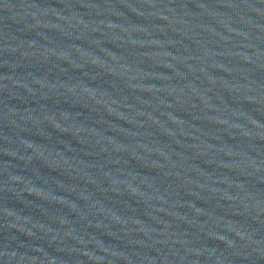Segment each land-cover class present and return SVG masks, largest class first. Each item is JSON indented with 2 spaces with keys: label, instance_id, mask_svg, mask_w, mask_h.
Wrapping results in <instances>:
<instances>
[{
  "label": "water",
  "instance_id": "obj_1",
  "mask_svg": "<svg viewBox=\"0 0 264 264\" xmlns=\"http://www.w3.org/2000/svg\"><path fill=\"white\" fill-rule=\"evenodd\" d=\"M0 264H264V0H0Z\"/></svg>",
  "mask_w": 264,
  "mask_h": 264
}]
</instances>
